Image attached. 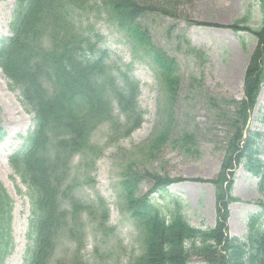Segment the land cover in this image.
I'll list each match as a JSON object with an SVG mask.
<instances>
[{"label": "rangeland", "instance_id": "obj_1", "mask_svg": "<svg viewBox=\"0 0 264 264\" xmlns=\"http://www.w3.org/2000/svg\"><path fill=\"white\" fill-rule=\"evenodd\" d=\"M133 1L156 9L139 25L153 47L175 62L177 83L171 93L148 48L117 26L106 9L107 0H83L86 9L72 21V29L93 38L91 43L95 36L100 39L97 46L106 51L105 75L113 78L115 87L123 85L121 74L138 84L135 106L140 118V125L131 130L137 120L135 113L128 121L113 91L106 90L108 116L93 125L84 147L69 158L67 180L75 181L76 192L63 200V206L74 199L91 209L82 212L79 221L80 255L85 264H130L143 254L145 237L125 206L121 187L128 171L174 181L153 195L154 203L161 206L177 198L194 229L214 227V190L208 182L215 179L225 157L231 138L228 119L233 117L232 102L242 99L244 71L255 45L250 35L235 33L228 26L243 18L252 5L250 26L256 27L258 0ZM12 9L13 0H0V39L10 36ZM8 85L0 72V184L13 202L12 249L3 264H25L29 206L25 189L7 159L20 150L22 139L33 130V116L21 105L18 91ZM263 116L264 85L244 133L264 134ZM261 143L264 145V137ZM47 156L52 160L51 154ZM257 183L242 166L235 170L231 194L238 202L229 207L230 237H244L248 216L258 211L257 202L264 201ZM151 186L149 180L142 182L138 195ZM75 251L63 232L53 260ZM189 264L203 262L192 256Z\"/></svg>", "mask_w": 264, "mask_h": 264}, {"label": "trees", "instance_id": "obj_2", "mask_svg": "<svg viewBox=\"0 0 264 264\" xmlns=\"http://www.w3.org/2000/svg\"><path fill=\"white\" fill-rule=\"evenodd\" d=\"M256 5V27L250 26L252 5L243 18L228 26L235 33L250 35L255 45L244 71L242 100L232 102L233 117L228 119L231 138L225 157L215 179L208 182L214 190L215 226L205 230L191 227L175 198L163 206L154 203L152 195L174 181L128 171L121 185L125 206L142 229L146 244L142 256L132 264H189L192 256L204 264H264V201L255 204L258 211L248 217L242 240L229 237L227 228L229 205L238 202L231 192L239 166L258 180L257 190L264 197V134L244 133L264 85V0ZM85 9L83 0H15L11 36L0 39V70L33 115V131L8 158L10 168L26 188L30 208L27 238L32 246L26 251L27 264H85L80 255L79 221L81 213L91 209L74 199L65 207L63 200L76 192L75 181L67 180L69 158L84 147L93 125L108 116L106 90L113 91L128 121L135 113L137 120L131 130L140 125L135 106L138 84L121 74L123 85L115 87L113 78L105 75L106 51L97 46L100 39L95 36L91 43L93 38L72 29V21ZM106 9L120 29L148 48L160 77L174 93L175 62L153 47L139 25L156 9L133 0H107ZM260 123L264 128V116ZM2 136L0 129V141ZM148 180L152 188L139 196L140 185ZM11 211L12 202L0 184V264L11 248ZM63 232L76 251L54 261L55 243Z\"/></svg>", "mask_w": 264, "mask_h": 264}]
</instances>
